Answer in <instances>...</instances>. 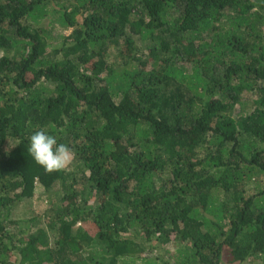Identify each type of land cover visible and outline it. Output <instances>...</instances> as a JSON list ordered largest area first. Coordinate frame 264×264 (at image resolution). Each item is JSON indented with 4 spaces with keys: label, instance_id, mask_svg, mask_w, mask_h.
<instances>
[{
    "label": "trees",
    "instance_id": "16d2710c",
    "mask_svg": "<svg viewBox=\"0 0 264 264\" xmlns=\"http://www.w3.org/2000/svg\"><path fill=\"white\" fill-rule=\"evenodd\" d=\"M263 178L264 0H0V264H264Z\"/></svg>",
    "mask_w": 264,
    "mask_h": 264
},
{
    "label": "rangeland",
    "instance_id": "374dc122",
    "mask_svg": "<svg viewBox=\"0 0 264 264\" xmlns=\"http://www.w3.org/2000/svg\"><path fill=\"white\" fill-rule=\"evenodd\" d=\"M70 31L71 30H67V31H64V33L69 34ZM135 39L139 45L138 47H140V51L138 53L139 56L142 57L143 60L148 59L149 57H148V52L146 50V46L142 43V41L140 40L138 36H135ZM114 52H115L114 56H112L113 58L115 57V55H118L116 51ZM118 62L121 65L120 63L121 60H119ZM251 105H252V102L250 101V97L247 96L245 97L244 103L242 105L237 104L235 106L231 115L237 116L242 111L246 112L251 109ZM75 163L76 162L73 157L71 163L65 169L73 170ZM262 181L264 182V178L262 179ZM41 192H42V188L38 187L34 198L30 200H24V202H22L15 210L16 216H18L19 218H29V217L38 215L40 216V218H43V214L47 213L46 210L49 208V206L47 203L46 196L43 195V197H41ZM39 196L41 198H39ZM184 247H185V244L180 245V244L172 243V244L167 245L165 248L157 247L156 249L151 250L152 252L150 254L157 255L158 257L164 258L166 260H170L173 263L180 262L179 260L180 259L183 260V257H184V253L180 252V250H183ZM221 264H260V261L259 260H254V261L247 260L244 262H230L229 255L227 252H225V254L222 257Z\"/></svg>",
    "mask_w": 264,
    "mask_h": 264
},
{
    "label": "clouds",
    "instance_id": "9594fccd",
    "mask_svg": "<svg viewBox=\"0 0 264 264\" xmlns=\"http://www.w3.org/2000/svg\"><path fill=\"white\" fill-rule=\"evenodd\" d=\"M28 151L34 161L48 173L64 170L73 159L71 149L58 143L54 135L43 129L31 134Z\"/></svg>",
    "mask_w": 264,
    "mask_h": 264
}]
</instances>
